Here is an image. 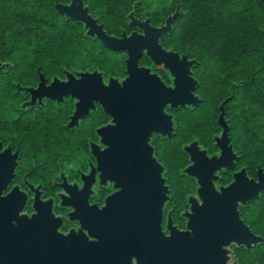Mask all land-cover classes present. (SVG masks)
I'll return each mask as SVG.
<instances>
[{"label": "flooded vegetation", "instance_id": "obj_1", "mask_svg": "<svg viewBox=\"0 0 264 264\" xmlns=\"http://www.w3.org/2000/svg\"><path fill=\"white\" fill-rule=\"evenodd\" d=\"M133 17L139 21L149 19H139L134 13ZM127 19L129 26L128 16ZM165 20L162 24L153 25L149 19V25L159 28ZM130 28L132 31L121 30L117 35L103 30L118 39L122 33L127 37L132 33L143 35V30ZM171 31L158 40L167 52H175L161 43ZM89 38L102 46L97 38ZM103 48L111 54L123 56L119 78L113 77L111 71L70 73L63 70L60 77H44L45 84L50 85L54 79L66 82V74L78 78L77 74L93 72L101 75L104 86L109 84L110 79L121 84L128 77L127 54ZM195 66L190 68V76L197 82L192 94L199 100L198 105L172 107L167 103L162 107L160 117L157 111L152 116H146L145 104L137 102L130 105L127 116L126 137L129 141L126 142V158L132 163L136 158L139 174L144 175L146 161L148 165L143 141L145 127L163 128L162 131H152L146 141L152 158L161 169L159 177L166 189L159 219L164 241L159 245V256L163 259L162 264H264V225L261 221L264 192L245 200V187L250 182L259 183L258 171L263 168L259 162L245 164L243 151L235 148L225 110L230 97L224 98L216 107L214 119L217 131L210 136L208 145L205 146L197 134L185 144L180 141L179 113L194 111L202 104L197 94L199 82L193 74ZM137 67L147 69L149 75H155L166 88L174 89V78L169 70L162 64L155 65L145 51L137 59ZM38 73L34 86L16 84L15 92L0 93V264H33L38 230L31 222L23 221L22 217L30 220L39 211L44 214L50 211L53 220H56L46 222L45 229L49 226L53 230V225L57 224L55 232L66 238L60 250L66 251L68 258L85 260L89 250L87 256L93 257L96 262L111 260L117 257L114 253L117 245L111 237L113 228L109 201L121 191L117 175L124 176L125 171L126 174L128 169L131 171L128 175L131 191L134 177L133 166L124 164L122 147L115 151L112 146L115 143L112 128L116 126V121L96 100L84 102V110L74 122L71 120L77 99H72L70 95H62L60 99L37 97L29 104L32 96L25 89L37 88ZM222 104L228 126V145L235 158L230 167L217 169L211 175L204 174L200 179L197 174L187 172L194 161L186 149L196 144L197 152H204L207 159L220 157L217 139L223 133L218 124ZM166 116L170 123L169 135L164 133ZM116 144L123 146L122 137ZM173 147L174 150H171ZM241 171L244 174L240 175ZM229 188H234L235 192L228 196V205L210 204L215 196H222ZM172 232L189 233L191 236L172 237ZM257 238L260 240L255 241ZM165 241L175 244L166 245ZM128 248L132 249V245ZM121 257L125 259L128 256ZM129 258L132 264H136L134 256ZM78 264H85V261Z\"/></svg>", "mask_w": 264, "mask_h": 264}, {"label": "water", "instance_id": "obj_2", "mask_svg": "<svg viewBox=\"0 0 264 264\" xmlns=\"http://www.w3.org/2000/svg\"><path fill=\"white\" fill-rule=\"evenodd\" d=\"M55 8L60 15L65 18L83 24L86 30V36L95 37L103 47L111 51H125L127 54L126 72L128 77L118 84L116 80L110 79L109 84L104 86L101 82V75L97 72L80 73L75 78L72 74H66L67 81L60 82L57 79L50 85H46L43 74L38 73L39 83L36 89L26 88L25 92L31 94V102L38 97L46 96L49 98L60 99L62 95L77 99L76 111L72 116L74 122L82 114L84 102L99 101L103 109L116 121V126L112 128L115 141L113 149L118 151L122 147L125 155L124 164L132 165L134 170L133 190L128 186V175L131 172L128 169L124 176L117 175V182L120 184L121 191L110 198L108 208H111L113 232L111 237L116 240L117 257L113 259H101L96 262L91 256L89 250L85 260L68 258L66 251H61L60 246L65 243L66 238H62L49 226L45 229L46 222H55L49 212H38L32 219L27 220L22 217L23 221L31 222L37 227L38 234L36 240V249L33 251L35 257L33 264H78L85 261V264H132L131 258L135 257L136 264H162L163 259L159 256V245L164 243L163 235L159 228L160 211L163 202L166 199V189L162 186L163 181L160 179V167L152 158L151 149L147 147L146 141L152 131H162L160 127H145L143 137L144 148L146 150V160L144 175L138 173V162L135 158L132 163L126 158V137L128 132L127 116L132 103L143 102L145 104V115H154L156 111L162 117L161 109L167 103L172 107L193 105L196 106L199 100L193 96L192 91L197 82L190 76V68L196 65L195 60H188L185 55L179 56L175 52H167L158 44V40L171 31L172 24L175 22L178 12L169 15L163 26L153 28L149 25V19L144 21L136 20L133 12L128 15L130 27H137L143 30V35L132 33L129 37L122 33L120 39L107 35L102 25L98 24L90 14L88 8L84 5L83 0H69V4H56ZM145 51L146 55L155 65H163L169 70L174 78V89L166 88L155 75H149L147 69L137 67V59ZM0 69L4 65L0 63ZM58 96V97H55ZM27 104V105H29ZM222 104L218 124L222 127L223 133L220 139H217V145L221 149L219 158L212 157L207 159L204 152H197L196 144H192L186 149L190 153L194 165L187 172L197 174L199 178L202 175H211L215 170L222 167H230L235 156L231 147L228 145L227 138L228 126L224 120V109ZM149 108V109H148ZM169 117H165L164 133H170ZM72 127V123L70 125ZM138 138H139V134ZM123 141V146L117 145V141ZM137 139V138H136ZM259 183L249 184L245 187V200L256 197L259 192H264V170H259ZM244 174L241 171L240 175ZM127 178V179H126ZM235 192L234 188L224 191L222 196H215L214 201L210 202L214 206L228 205V196ZM22 205L24 195H22ZM224 196V197H223ZM1 200V198H0ZM109 200V199H108ZM19 210V208H18ZM206 228V225H203ZM194 231V229H193ZM247 231V229H246ZM172 237L187 238L189 233L172 232ZM195 236V233L193 234ZM260 240L259 238L255 241ZM166 245H174L173 241H165ZM132 245V249L128 247ZM249 245V244H247ZM128 256L122 258L121 256ZM169 258V257H167ZM166 260V259H165ZM184 260V259H182Z\"/></svg>", "mask_w": 264, "mask_h": 264}, {"label": "trees", "instance_id": "obj_3", "mask_svg": "<svg viewBox=\"0 0 264 264\" xmlns=\"http://www.w3.org/2000/svg\"><path fill=\"white\" fill-rule=\"evenodd\" d=\"M141 1L83 0L90 13L99 12L103 19L109 13L124 16L133 3ZM63 2L68 0H0V61L19 51L26 53L24 61L31 53L43 62L60 61L55 58L58 46L75 44L78 38L92 42L83 34H74L81 23L57 12L55 5ZM104 7L108 9L102 11ZM175 11L172 31L161 43L196 61V69L203 73L198 80L200 91L210 96L207 100L212 109L230 97L225 110L235 148L243 151L247 164L259 158L264 170V0H173L169 5L164 1L157 14L167 17ZM217 25L240 29L227 43L218 37ZM105 28L108 34L117 35L115 26ZM35 38L43 42L37 46ZM60 65L40 66L39 70L48 78L60 74ZM6 69L0 71V93L14 92L10 85L3 87L2 78L37 76L36 69L24 63ZM17 70L21 71L18 75Z\"/></svg>", "mask_w": 264, "mask_h": 264}, {"label": "rangeland", "instance_id": "obj_4", "mask_svg": "<svg viewBox=\"0 0 264 264\" xmlns=\"http://www.w3.org/2000/svg\"><path fill=\"white\" fill-rule=\"evenodd\" d=\"M166 1L167 5H169L173 0H143L141 2H135L132 5L131 10H129L124 16H118L116 13H109L106 18H102L101 14L99 12L93 14L90 13L88 5H85L88 10L89 14L97 20V22L104 27L111 26L114 28L113 33L119 34L121 30H125L127 32L132 31V28L128 26V19L127 16L130 13H134L135 17L139 19H145L149 18L153 25H159L162 24L163 21L166 19V16L158 15L157 10L160 9L162 6V2ZM61 4H69L68 2H63ZM107 7L102 8L101 10H106ZM176 12V11H175ZM80 24V23H79ZM211 27V26H208ZM208 27L204 28L203 30L208 29ZM190 26H185V29L188 30ZM216 28L218 29V37H222L226 40V42H230V40L235 36V34L240 29V26L233 27V28H227L221 25H217ZM107 31V30H106ZM75 35L83 34L85 35V29L83 24H80L77 26V28L74 31ZM86 36V35H85ZM87 37V36H86ZM89 38V37H88ZM35 44L39 46L40 44L37 42H43L41 38H35ZM92 42L82 40L78 38L76 40L75 44H67L66 46H58L55 50V58L56 60L60 61H52V60H46L42 61L35 55L34 53H31V56L29 57L28 61H24L23 59L26 56V53L23 51H19L13 55V57L5 60L0 61L1 65H4L5 71H7L6 66H22L23 63L26 64L27 67H32L36 69V72L42 73L39 69L40 66H54L58 67L60 64L61 71L60 74H57V77L62 76V71L66 70L70 73H75L79 71H92V70H98V71H105L109 73L111 71V74L114 75L113 77L119 78L121 76V63H122V55L119 54L118 56L115 54H111L106 50H102L95 39H91ZM166 43V41L164 42ZM167 49V47H166ZM193 60V59H191ZM198 67V64H196L195 68L193 69V74L197 80H199L200 76H202V70L196 69ZM2 71V70H0ZM4 71V70H3ZM21 71L17 70V75L20 74ZM52 77V76H51ZM51 77H48L51 78ZM3 83V87L5 85L12 86V89H14L16 84L23 83L26 86L21 87H31V85L36 84V77L33 78H21V76H16L14 78L7 77L1 79ZM8 81H10V84H6ZM21 84V85H23ZM9 86V87H10ZM221 89H219L220 93ZM198 96L202 99V104L194 111H181L179 113L180 120H181V128H180V134L179 137H181V143L185 144L186 142L190 141V139L197 134L201 139L203 144L206 146L208 145L210 136L214 133H216V127H215V119L214 116L216 114V107L214 109L211 108V103L207 100L208 94L202 93L200 91V85L197 89ZM217 94V93H216ZM174 150V147L171 149ZM178 153H176V156L178 157ZM250 160V159H249ZM255 161L259 162L261 164V160L259 158L255 159ZM250 162H253L250 160ZM245 164H247V160H245ZM262 204L264 205V196L262 198ZM261 221L264 225V212L261 213Z\"/></svg>", "mask_w": 264, "mask_h": 264}]
</instances>
